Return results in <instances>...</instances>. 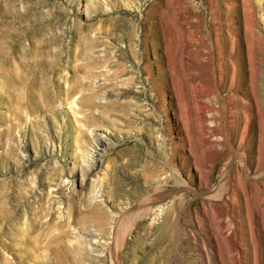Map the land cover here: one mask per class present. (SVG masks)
I'll return each mask as SVG.
<instances>
[{"label":"rangeland","instance_id":"rangeland-1","mask_svg":"<svg viewBox=\"0 0 264 264\" xmlns=\"http://www.w3.org/2000/svg\"><path fill=\"white\" fill-rule=\"evenodd\" d=\"M180 1L0 0V264H19L26 246V264H51L60 241L68 257L52 264H234L203 205L229 199L204 194L225 172L248 182L230 224L244 264H264V44L237 30L232 52L226 7L238 1L241 17V0H188L189 59L207 84L218 80L200 110L179 74ZM99 139L109 150L83 175L80 148L92 153Z\"/></svg>","mask_w":264,"mask_h":264},{"label":"bare ground","instance_id":"bare-ground-1","mask_svg":"<svg viewBox=\"0 0 264 264\" xmlns=\"http://www.w3.org/2000/svg\"><path fill=\"white\" fill-rule=\"evenodd\" d=\"M237 2L238 1H236V3H235V1H233V2L230 3V5L228 4L229 2L227 3V7L226 8L228 9V11L226 13L225 22H224L227 25V30L226 31H227V35L229 36V40L231 42L232 52L234 51L233 47H234V41H235V34H236L237 30H240L239 32H242L243 36L245 35L244 37H246V39H245L246 41L248 40L247 39V36H248L250 38V40H253L254 44H259V43L264 44V37H263V35L261 33V29H260L259 24H258L259 22L257 20V15H258L257 13L261 12V10L264 11V0H241L240 7H241V14H242L241 17H242V19H241V17H239V14L237 12V5H239V4H237ZM210 6L212 7L211 4H210ZM215 9H216V7H215ZM190 10H193V6L191 4H189V1L188 0H181L180 1L179 16H178V28H179V33H180V41L179 42L181 44V51H180L181 62L179 64V74H180L181 83H182V87H183L184 91L187 92L190 95V98L188 100H190V102H192L196 106L199 105L198 107L200 109V108H203L204 106H203L202 103L201 104L199 103V101H200L199 99L204 94H207V95L210 94V93L214 94V92H216L217 89H218L217 88L218 87V80H212V82L214 81L213 85L207 84L204 79L200 78L197 75L196 70L194 69L193 62L190 61V59H189V54L191 52V46H192L193 42H195L197 40V29H196V27H197V25H196L197 18H195L190 13ZM209 10H210V8H209ZM218 11H220V10H218ZM218 11H215V10H213V8H211V15L213 14V17H215L214 14H215V12L218 13ZM246 13L251 17V19L250 20L248 19V21H247V19L245 17ZM263 15H264V13H263ZM219 52H220V50H219ZM213 74H214V72H213ZM212 82H211V84H212ZM70 87L72 88V86H70ZM70 87L68 88L69 90L71 89ZM69 90H67L68 93H69ZM68 99H69V97H68ZM70 103L74 104V101H73V103H72V101ZM80 111H81V109H80ZM80 111L76 110L74 108V106L73 107L71 106V112L75 116V120L77 121V126H79V127L85 125V120H86V115L85 114L84 115L81 114L82 115L81 118H77L76 117L78 113L82 112V111L81 112ZM192 114L193 113L191 112L190 115H192ZM201 118L205 120L204 116H202ZM92 120L93 119H91V121ZM204 122L203 123L201 122L202 123V128L206 130V128H208V127L203 125ZM207 122L208 121L205 122L206 125H207ZM209 122L211 123V121H209ZM201 132H203V130ZM95 147H96V149H94V151L92 153H90L89 150H88L89 152H86V150L80 148V154H81L80 156H81V158L83 159V161L88 162V164H87L88 168L83 170L84 171L83 175H86L87 172L89 170H91V168L93 167L94 162H96L98 158L101 159L103 157V154L105 152H107V150H109L108 149V147H109L108 146V142H106V140L104 141L103 139H99L96 142ZM76 151H77V149H76ZM84 155H85V157H84ZM212 155L213 154H212L211 148L210 147L206 148V159H205L206 163L210 162V159H211ZM101 160H103V159H101ZM74 163L71 166V171H74V169H75L74 168V166H75ZM247 170L248 171L245 172L246 173L245 174L246 177H248L249 173L251 172L250 168L249 169L247 168ZM227 174L228 173L225 172L223 174V177L221 178V181H222L221 187H215V190H217L218 193H215L213 190H209V191H206L204 193L207 196H217L218 194H221V198L222 199H223V196L226 193H228V198L229 199L224 201V203H223V205H225L226 208L225 209L220 208L223 205H219V204H216L215 207H214V204H209V203H206V202H203V205H204V207H206V205H208L210 209H213L216 212V221L218 222V224H216V231L219 233V235H220L221 239L223 240V242H225L228 245L227 247H228L229 253L230 254L232 253L234 255L233 256V259H234L233 263L234 264H244V260L242 259L243 256L241 254L242 246H241V244H240V242L238 240L237 231H236V229L230 227V224H234L233 220L236 217L235 216L236 215L235 211L233 212L231 208H234L233 204H235V201L238 200L237 197L239 195L238 193H239V190H240L239 187H238L239 186V182H242V183H248V182L244 181L243 177H241L240 174L237 175L238 176V180L237 181H231L233 176L230 175V174H228V175ZM64 175H66V174H64ZM249 177H250V175H249ZM67 178H68L67 176H63L62 182H65L67 180ZM260 178L261 177H259V179ZM251 183H253L254 185H257L256 182H251ZM207 184H208V180L206 178V180L204 182V185H207ZM53 186H55V185L54 184L53 185H49L48 188L51 189V188H53ZM31 192L32 191H30V193ZM57 192H58V189L51 190L49 192V196H48L49 200L52 199V197H53L52 194L53 193H57ZM93 192L95 193V195H91L89 197L91 200L97 196L96 195V191L93 190ZM163 192L164 191L159 193L160 197H163V195H162ZM21 194H22V192H21ZM105 194H106V192H105ZM45 195L46 194L44 192L40 193L39 195H36L37 202H38L37 208L42 207V204L39 201H41L45 197ZM75 195H77V194H74V193L70 194L69 200L74 198ZM107 200H108V198H107ZM51 201H52L53 204L57 205V210H59L60 209V205H61L62 202L55 200V198L53 200H51ZM238 204H239V202H238ZM98 208L99 207H98V205L96 203H93L92 206L89 207L90 217L92 219H95V221H97V222L101 221V219H99V217H102L105 214L103 212V210L101 211L100 208H99L100 210L98 211ZM204 209H206V208H204ZM237 214H239V213H237ZM135 215H137V214H135ZM135 218H137V216ZM133 219H134V216H133ZM70 220H72V218L70 219V215L68 214L67 220H65V221L67 223H69ZM73 221H74V219H73ZM232 226L235 227V225H232ZM92 233L93 232H91L89 234L91 235ZM59 237L61 238V234L59 235ZM61 247H62V241L59 242L57 248L55 246V249L57 250V252L55 253V251H54V255L48 257L50 259V263L51 264L53 262L54 263H63L65 261V259L68 257L66 251L63 250V249L61 250ZM28 248L30 249L29 246H26L22 250L19 251V260L17 261V263H19V264H26L27 263V259L25 258V256H28V254H29V252L27 250ZM215 249H216V246L213 244L212 248L209 251V253L211 254V256H212V258L214 260L216 259V257H215ZM0 259H2L1 251H0ZM36 264H48V261H46L44 259V261H42L41 263L40 262H36Z\"/></svg>","mask_w":264,"mask_h":264}]
</instances>
